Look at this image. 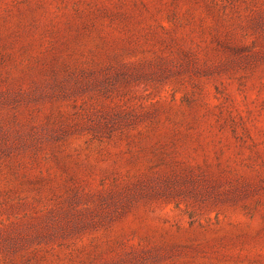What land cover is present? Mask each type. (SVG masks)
Wrapping results in <instances>:
<instances>
[{
    "label": "rangeland",
    "instance_id": "1",
    "mask_svg": "<svg viewBox=\"0 0 264 264\" xmlns=\"http://www.w3.org/2000/svg\"><path fill=\"white\" fill-rule=\"evenodd\" d=\"M0 264H264V0H0Z\"/></svg>",
    "mask_w": 264,
    "mask_h": 264
}]
</instances>
